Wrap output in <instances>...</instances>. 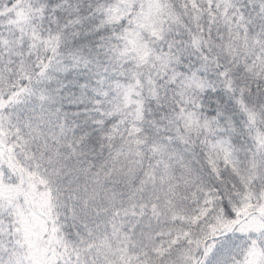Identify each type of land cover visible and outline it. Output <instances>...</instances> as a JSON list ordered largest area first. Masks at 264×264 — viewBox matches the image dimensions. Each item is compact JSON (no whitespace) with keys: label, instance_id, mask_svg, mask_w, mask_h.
<instances>
[{"label":"snow or ice","instance_id":"1","mask_svg":"<svg viewBox=\"0 0 264 264\" xmlns=\"http://www.w3.org/2000/svg\"><path fill=\"white\" fill-rule=\"evenodd\" d=\"M0 264H264V0H0Z\"/></svg>","mask_w":264,"mask_h":264}]
</instances>
